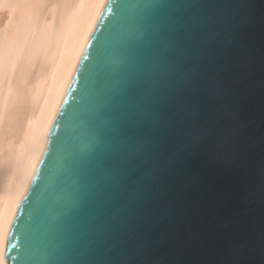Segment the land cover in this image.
I'll list each match as a JSON object with an SVG mask.
<instances>
[{
	"label": "water",
	"instance_id": "water-1",
	"mask_svg": "<svg viewBox=\"0 0 264 264\" xmlns=\"http://www.w3.org/2000/svg\"><path fill=\"white\" fill-rule=\"evenodd\" d=\"M109 9L111 10L109 12ZM237 25L234 88L222 98L232 160L145 176L122 193L98 163L118 141L134 50L193 19ZM139 174V173H138ZM7 264H264V0H108L14 221Z\"/></svg>",
	"mask_w": 264,
	"mask_h": 264
},
{
	"label": "snow or ice",
	"instance_id": "snow-or-ice-1",
	"mask_svg": "<svg viewBox=\"0 0 264 264\" xmlns=\"http://www.w3.org/2000/svg\"><path fill=\"white\" fill-rule=\"evenodd\" d=\"M237 27L197 18L162 33L156 53H130L121 82L124 103L112 117L118 141H105L98 163L122 193L138 200L145 176L195 172L201 155L213 149L232 160L221 101L234 88Z\"/></svg>",
	"mask_w": 264,
	"mask_h": 264
},
{
	"label": "bare ground",
	"instance_id": "bare-ground-1",
	"mask_svg": "<svg viewBox=\"0 0 264 264\" xmlns=\"http://www.w3.org/2000/svg\"><path fill=\"white\" fill-rule=\"evenodd\" d=\"M108 0H0V264Z\"/></svg>",
	"mask_w": 264,
	"mask_h": 264
}]
</instances>
